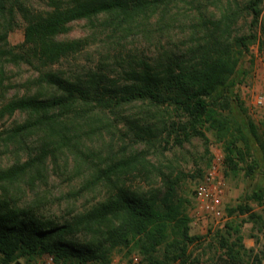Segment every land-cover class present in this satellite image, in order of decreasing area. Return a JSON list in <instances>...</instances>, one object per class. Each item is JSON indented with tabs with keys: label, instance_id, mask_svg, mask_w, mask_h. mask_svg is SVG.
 Listing matches in <instances>:
<instances>
[{
	"label": "trees",
	"instance_id": "1",
	"mask_svg": "<svg viewBox=\"0 0 264 264\" xmlns=\"http://www.w3.org/2000/svg\"><path fill=\"white\" fill-rule=\"evenodd\" d=\"M178 1L51 0L48 7L40 8L34 6L32 0H0V86L4 85L11 66L37 62L49 66L83 50L89 44V37L97 32L87 37L64 38L75 22H91L92 28L108 32V37L114 41L118 34L128 36L137 28H151L165 15L170 17ZM263 3L264 0L243 3V11L251 15L254 23L261 17ZM18 16L26 23L24 41L20 46H11L8 35ZM234 16L228 7L219 18L200 15L202 29L186 53L168 56L167 61L159 65L144 61L139 66L131 65L126 70L129 76L125 80H115L95 71H90L86 79L75 80L44 69L25 78L23 83L28 89L49 87L55 91L47 96L40 92L18 96L0 106V118L15 111L27 113L26 119L6 129L7 134L1 137L6 145L19 146L32 136L38 137L36 154L24 160L18 158L0 168V186L14 183L31 170L39 172L49 157H56L65 150L74 151L80 157L78 149L89 137L103 130L101 125L102 128L107 125L109 119L104 115L108 110L113 112L139 101L153 106H177L186 117L184 129L189 126L201 129L210 122L223 132L228 160L240 155L243 158L237 140L243 138L250 152L246 134L257 135L236 86L244 73L245 51L255 35L233 36L229 27ZM189 17L193 20L196 14ZM226 23L225 30L222 26ZM133 123L136 137L147 139V136V141H152L155 128L151 123L139 120ZM109 153L108 150L102 163L90 166L92 172L81 189L83 192L104 184L107 194L71 219L56 222L31 207L0 196V264H12L18 256L36 253H51L65 264L68 260L72 263L101 261L114 247L134 237H138L140 246L151 254L167 241L170 223L187 240L196 237L189 235L185 227L189 218L181 212L172 192L159 198L132 190L126 184L127 175L146 169L149 161L143 151L113 157ZM247 157L254 161L253 154ZM249 169L253 171L255 166ZM249 199L263 204L264 187L257 186ZM237 207L240 213L256 215L248 204ZM237 227H230L227 232L226 256L219 264H239L252 251L243 245ZM79 234L91 238L81 240ZM233 235L235 241H230ZM150 264L158 263L152 259ZM257 264L264 262L259 259Z\"/></svg>",
	"mask_w": 264,
	"mask_h": 264
},
{
	"label": "rangeland",
	"instance_id": "2",
	"mask_svg": "<svg viewBox=\"0 0 264 264\" xmlns=\"http://www.w3.org/2000/svg\"><path fill=\"white\" fill-rule=\"evenodd\" d=\"M32 1L34 6L40 8L48 7L51 3V0ZM244 2L179 0L170 17L165 15L151 28H137L128 36L118 34L114 41L108 37V32L92 28L91 22H75L64 38L87 37L97 32L89 37V44L83 50L49 66L37 62L10 67L4 85L0 86V106L26 94H53L55 90L49 87L28 89L29 86L23 83L25 78L43 69L55 70L75 80L86 79L90 71L104 73L115 80H125L129 76L126 70L131 65L139 66L143 61L159 65L166 62L168 56L183 55L187 47L199 37L198 31L202 29L200 15L219 18L225 7L235 15L229 27L233 36L255 35L245 51L242 62L244 73L236 86L248 116L255 124L257 135L254 137L252 132L246 134L249 136L250 152L243 138L237 140L243 158L240 155L228 160L225 148L227 141L223 132L210 122H206L201 129L190 126L184 129L186 117L177 106H153L149 102L139 101L123 105L113 112L108 110L104 115L109 119L107 125L103 128L101 125L103 130L89 137L78 149L80 157L74 151L65 150L56 157H49L39 172L31 170L33 174L0 186L1 197H9L13 202L31 207L48 219L62 222L102 200L107 194L104 184L81 191L85 179L92 172L93 163H102L101 159L107 156L108 150L112 157L141 150L149 161L146 162V169L127 175L126 184L132 190L159 198L172 192L181 212L189 218L185 223L189 235L196 236L193 240H187L170 223L167 241L151 254L146 253V249L138 243V237H134L128 243L114 247L101 261L72 263L68 260V264H150L152 259L158 264H219L221 258L226 256L224 246L227 232L230 227L237 226L243 245L252 249L249 255H245V261L239 264H257L259 259L264 262V203L257 204L249 199L257 186L264 187V107H255L253 110L254 107H251L252 96L264 92V78L259 76L264 68V3L260 19L254 23L251 15L242 9ZM189 14H196L195 19L191 20ZM227 24L222 28L226 30ZM25 25L24 19L18 16L8 35L11 46L23 43ZM26 117L27 113L15 111L0 118V168L11 165L18 158L24 160L36 154L37 136L30 137L26 144L19 146L6 145L1 139L7 134V128ZM135 120L152 124L155 128L152 141H147V136V139H141L134 135L132 127ZM249 153L254 156L252 162L247 157ZM215 160L219 162L220 174L225 181L221 200L223 217L218 220L208 217L202 221L194 216L193 192ZM251 165L255 166L253 171L249 169ZM246 204L254 208L256 215L250 217L248 213L239 212L237 206ZM78 238L87 240L91 237L79 234ZM230 241H235L234 235ZM44 254L21 255L12 264H44Z\"/></svg>",
	"mask_w": 264,
	"mask_h": 264
},
{
	"label": "built area",
	"instance_id": "3",
	"mask_svg": "<svg viewBox=\"0 0 264 264\" xmlns=\"http://www.w3.org/2000/svg\"><path fill=\"white\" fill-rule=\"evenodd\" d=\"M259 76L264 78V68L259 72ZM251 107H264V92L254 94L251 100ZM216 157H219L217 155ZM225 189V181L220 174V165L218 160L211 163L205 178L199 182L194 188V216L202 221L211 217L220 219L223 217L221 207L222 196ZM137 259V258H135ZM44 264H65L61 260H57L53 254L45 253L43 257Z\"/></svg>",
	"mask_w": 264,
	"mask_h": 264
}]
</instances>
